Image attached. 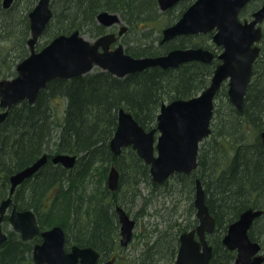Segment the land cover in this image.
<instances>
[{
  "label": "trees",
  "instance_id": "trees-1",
  "mask_svg": "<svg viewBox=\"0 0 264 264\" xmlns=\"http://www.w3.org/2000/svg\"><path fill=\"white\" fill-rule=\"evenodd\" d=\"M20 2L25 3L24 9ZM37 2L14 0L6 8L4 0H0V17L3 16L0 18V78L16 75L17 64L29 55V12ZM51 6L53 17L41 37L49 40L40 43V48L55 36L76 29L82 34H103L104 26L96 19L103 9L118 12L130 29L148 28L145 34H157L153 42H141L133 48L126 46L127 53L136 57L159 55L171 48L169 44H159L164 26L156 24L157 0H52ZM181 8L167 24L180 17ZM179 46L185 47V42ZM215 67L216 62L191 61L176 68L151 67L122 78L102 70L71 79L51 80L34 104L23 101L14 105L6 120L0 123V200L9 193L11 174L38 155H29L25 162L26 157L22 158L27 143L31 141V149L39 146L35 136L38 133L31 127L55 134L54 142L43 148L50 153L76 154V165L65 168L49 159L16 189L13 202L19 210H33L41 229L61 225L68 245L92 246L105 256L110 255L119 245L115 205L124 204L118 196L122 188L135 192L141 182L154 186L149 165L135 150L127 147L121 155L115 156L110 149L118 110L124 107L145 129H152L157 125V116L165 101L199 94L210 84ZM221 93L226 97V102H222L224 108L217 105ZM227 97V86L223 84L216 98L212 133L200 145L196 171L191 175H174L190 188V193H195L196 177L204 185L206 203L216 221L215 231L208 235L214 247L209 264H236V251L223 244L228 226L248 208L264 210V142L260 136L264 130V59L260 58L254 65L242 111ZM57 99L63 105L56 110ZM45 112H53L49 120H45ZM110 161L115 162L121 172L116 191H111L107 185ZM47 177L56 184L46 188ZM88 181L92 183L91 188ZM56 185L59 190H54ZM191 208L195 209L193 201ZM7 224L6 217L4 228ZM260 225L264 227V214L251 227V239L264 240V229ZM189 227L175 220L168 225L169 229H176L174 236L165 232L159 237H149L152 243L147 240L139 255L140 258L145 256L140 264H158L156 255L166 257L165 264H174L178 237ZM7 233L8 239L0 247V264H34L32 250L40 238L25 241L12 229Z\"/></svg>",
  "mask_w": 264,
  "mask_h": 264
},
{
  "label": "water",
  "instance_id": "water-1",
  "mask_svg": "<svg viewBox=\"0 0 264 264\" xmlns=\"http://www.w3.org/2000/svg\"><path fill=\"white\" fill-rule=\"evenodd\" d=\"M13 0H5L8 7ZM52 0H38L29 12L31 37L28 40L30 54L17 65V75L0 79V123L4 122L10 109L27 100L34 104L41 90L53 79H71L91 72L96 66L117 77L145 71L151 67L176 68L181 64L198 60L210 63L214 54L202 47L174 48L165 54L135 57L125 51L115 32L100 35L95 41L87 39L79 29L69 34H59L42 49L36 44L47 29L52 17ZM179 0H158L162 10L171 7ZM251 0H196L182 16L163 29L162 42L178 35L207 33L215 30L214 41L223 47L219 54L222 63L212 75L210 84L199 94L190 98H177L161 105L156 127L146 130L129 111H118L117 127L109 143L115 156L124 147L131 146L146 164L149 165L151 179L162 184L176 173L192 174L198 167L201 142L212 133L215 99L222 86L228 82V99L241 111L249 87L254 61L259 47L253 44L261 37V28L256 24L264 19V5L254 13L251 22L243 23L240 12ZM102 25L120 23L116 13L103 11L98 14ZM126 31L122 26L119 34ZM264 142V130L261 132ZM76 154H59L52 157L54 163L73 168ZM48 161L42 156L33 164L10 176V192L0 203V247L8 239L3 229V221L8 220L13 230L20 233L23 240L36 236L42 238L33 248L35 264H97L100 252L92 246L73 245L66 249V232L61 225L41 230L35 212L31 209L18 210L12 204V195L25 180L33 177ZM119 172L111 166L107 180L108 188H119ZM194 205L198 224L195 229L182 232L180 245L174 264H209L214 248L209 243L208 234L216 228L215 218L206 203V193L200 178L195 180ZM115 210L120 224L123 246H128L134 234L136 220L117 204ZM263 209L248 208L227 228L223 237L224 245L237 252L236 264H263L261 245L249 236L254 221ZM197 235V239H196ZM105 264L114 263L113 260Z\"/></svg>",
  "mask_w": 264,
  "mask_h": 264
},
{
  "label": "rangeland",
  "instance_id": "rangeland-1",
  "mask_svg": "<svg viewBox=\"0 0 264 264\" xmlns=\"http://www.w3.org/2000/svg\"><path fill=\"white\" fill-rule=\"evenodd\" d=\"M260 2L261 1H259V3ZM60 3L63 5V2ZM259 3L257 1L254 4V6L258 5ZM11 5L12 3L9 4V6ZM19 5H21V7L24 9L25 7L24 2H20ZM180 7L173 10L172 13H168V14H161L158 10L160 14L156 24L159 27L165 26L167 24L168 19L171 18L172 15L179 13ZM103 11H108V10L103 9L100 12ZM0 18H3V16ZM96 19L98 24L102 25L98 20V15ZM120 25L126 26V33L118 35L119 41L122 44H124L125 49L126 46L133 48L132 46H137L139 44H142L141 42H145V41L153 42L154 41L153 39H155V37L157 36V34H154L153 32L149 33L148 35L145 34V31H147L148 28L144 29L141 27L142 28L141 30L130 29L128 28L125 22L115 23L113 26H106V25H102V26H104V31H105L104 33L113 32V30H115V32L117 33L120 28ZM84 36L90 41H95L100 35L94 36L89 32V33H85ZM48 40L49 38L46 36L40 38V41H38L36 47L38 48L40 46V43L41 44L43 42L45 43ZM208 42L210 41L208 40ZM116 45L117 44L114 43L112 44V47H115ZM262 45L264 50V40L262 42ZM95 71H102V69L96 66L91 72H95ZM225 85L227 86V90H228L227 82L225 83ZM225 98L226 97L221 93L220 97L217 99V105H219L218 107L224 108L225 106L224 103L226 102ZM57 102L58 104L56 103L57 104L56 110L58 109V107H60V105H63V103L62 104L59 103L58 99ZM168 102L171 101H165V103ZM91 180L90 182H93ZM90 182L88 183V187L90 186L91 188L92 183ZM140 185H141V187L139 188V192L141 193L140 195H136V193L132 191L127 192L125 188H122L123 190H121V192L118 195L122 200H124V204H122L123 207L128 211V213L132 216V218L134 217L137 219V223L134 228V236L130 244L126 247H123L120 244V241L118 240L119 245H117L115 250L110 254L113 257L117 258V260L121 264H140V262L145 258V256H141L142 258H140L139 255L145 249L146 242L149 237H159L160 234L165 232H167V234L171 236H174L176 229H169L168 225L170 223L177 220L180 223L193 224L194 219H196V209L191 208V203L192 201L194 202V193H190V188L188 186H184V184L180 182V180H178V178H176L175 176H172L166 185L163 183V184H156V186L154 184L153 186L146 182H142ZM260 226L262 228V225ZM5 228H7L6 229L7 231H9L12 229V226L9 223L6 225ZM262 229H264V227ZM262 237H264V234ZM151 243L152 241L149 242V244ZM165 259L167 258L165 257Z\"/></svg>",
  "mask_w": 264,
  "mask_h": 264
},
{
  "label": "flooded vegetation",
  "instance_id": "flooded-vegetation-1",
  "mask_svg": "<svg viewBox=\"0 0 264 264\" xmlns=\"http://www.w3.org/2000/svg\"><path fill=\"white\" fill-rule=\"evenodd\" d=\"M196 0H179L177 2H175L171 7L167 8L166 10H163L162 13H172L173 10L177 9L178 7H180L181 9H183V11L181 12V15L180 17L182 16V14L188 9V7L190 5H192ZM258 1H261L258 5L254 6V4ZM264 5V1L263 0H251L250 2H248V4L242 9V11L240 12V20L245 23L246 21L247 22H251L255 17H254V13L260 9L262 6ZM179 8V9H180ZM179 17V18H180ZM178 18V19H179ZM177 19V20H178ZM176 20V21H177ZM175 21V22H176ZM170 24H174V22L170 23ZM170 24H166L164 27H167L169 26ZM260 27L261 28V37L260 39H258L254 44L253 46H257L259 47V54L257 56V58L255 59L254 61V65L256 63V61H258L260 58L263 60L264 59V50H263V45H262V42L264 40V19L263 21L259 22L256 24V28ZM120 28H121V25H120ZM119 28V30H120ZM164 29V28H163ZM163 29L161 31V33L159 35H161V38L159 40V44L161 45H164V44H169L171 45V48L169 50H167L165 53H167L168 51L174 49V48H185V47H192V48H199V47H202L204 49H208L210 50L213 54H214V57H213V60L210 62V63H213V62H216V66H218L219 64L222 63V60L219 59V54L223 51V47L222 46H219L215 41H214V34H215V30L213 31H210V32H207V33H191V34H183V35H178V36H175L173 38H170L168 40H166L165 42H162V38H163ZM119 30L117 32V35H119ZM113 32H115V30H113ZM126 33V31L124 32ZM206 36H210L211 39L209 37H206ZM206 38V39H205ZM210 39V42H208V40ZM185 42V47H180L179 45L181 43ZM203 62V61H202ZM207 63V62H205ZM253 71H254V66H253ZM139 156V155H138ZM141 158V157H140ZM142 159V158H141ZM49 160V159H48ZM50 160L52 161V158H50ZM144 161V160H143ZM48 162V161H47ZM46 162V163H47ZM53 162V161H52ZM45 163V164H46ZM114 164V163H112ZM152 180V179H151ZM166 182V181H165ZM3 200V199H2ZM11 205H15L14 202H12ZM117 205V204H116ZM115 205V206H116ZM9 206V207H10ZM8 212H10V208L8 210ZM115 213H116V210H115ZM117 215V213H116ZM131 216V215H130ZM6 217L8 218V215H6ZM132 217V216H131ZM134 218V217H133ZM117 219H118V216H117ZM136 220V223H137V219L134 218ZM196 222L193 223L192 225H190L189 228L187 229H184L182 230V232H185V231H190L192 229H195L197 224H198V218L196 217ZM5 221V220H4ZM119 223V221H118ZM4 224V222H3ZM182 225H186L184 223H181ZM136 226V225H135ZM119 230H120V224H119ZM181 232V233H182ZM180 233V235H181ZM180 235H179V239H180ZM67 236V235H66ZM134 236V234H133ZM37 237L40 238L39 241L37 242H41V237L38 235L36 236L34 239H36ZM22 238V237H21ZM120 238L121 236L119 237V241H120ZM33 239V240H34ZM133 239V238H132ZM196 239H197V235H196ZM209 240V239H208ZM132 241V240H131ZM35 242V244L37 243ZM180 242V241H179ZM210 243V241H209ZM121 244V242H120ZM130 244V243H129ZM211 244V243H210ZM65 245H66V249L67 250H70V248L75 245V244H71V245H68L67 244V237H66V242H65ZM78 245V244H77ZM122 245V244H121ZM212 245V244H211ZM123 246V245H122ZM123 247H126V246H123ZM98 250V249H97ZM100 252V257L98 259V262L97 264H105L107 261L109 260H113L114 263H119L121 264L117 258L113 257L112 255H104L103 252H101L100 250H98ZM78 264H81L80 262Z\"/></svg>",
  "mask_w": 264,
  "mask_h": 264
},
{
  "label": "bare ground",
  "instance_id": "bare-ground-1",
  "mask_svg": "<svg viewBox=\"0 0 264 264\" xmlns=\"http://www.w3.org/2000/svg\"><path fill=\"white\" fill-rule=\"evenodd\" d=\"M158 1V0H157ZM158 5H159V3H158ZM162 9L160 8V6H159V12L161 13V14H166V13H162ZM109 13H116V14H118L119 16H120V14L118 13V12H112V11H108ZM159 13V14H160ZM121 18V17H120ZM123 109H125L124 107H122ZM121 109V108H120ZM126 111H129V110H127V109H125ZM130 112V111H129ZM52 113L53 112H45V115H44V118H45V120H49L48 119V116H52ZM131 113V112H130ZM47 123H48V121H46ZM46 127V126H45ZM31 129H33V131H36V133H38L37 135H35L36 137H38V140H39V146H37V147H34V148H30V142L29 143H27V147L23 150V153H22V158L24 157H26L25 158V160H24V162L27 160V157H29V155H30V157L31 156H33V155H36V154H38L36 157H34L33 158V160L30 162V161H28L27 163H26V165H24V166H22L21 167V169H23V168H25V167H28L29 165H31V164H33L35 161H37L38 159H40L42 156H44V155H47V158L48 159H50V157L52 158V157H54V156H56V155H59V154H65L66 152H55V153H50L47 149L45 150L43 147H44V145H46V144H52L53 142H54V140L56 139V135L55 134H49V133H46V132H41L40 130H35L34 128H32L31 127ZM42 133V134H41ZM39 134H41V135H39ZM112 139V138H111ZM111 139H110V141H111ZM110 141H109V143H110ZM43 149V150H42ZM1 150V149H0ZM2 158V157H1ZM54 163V162H53ZM112 163H114V164H112ZM55 164H59V165H62L61 164V162H58V163H55ZM45 165V164H44ZM109 165H110V169H111V166H114L117 170H118V172H119V175H120V177H119V186H120V179H121V172H120V169H119V167L117 166V165H115V162H109ZM63 166V165H62ZM21 169H19V170H21ZM19 170H17V171H19ZM109 173H110V170H109V172H108V176H109ZM126 175H127V173H126ZM108 176H107V180H108ZM46 179H48L47 181H45V186H46V188L47 187H49V186H54V184H56V182H53V179L51 178V177H47ZM142 183V182H141ZM140 183V184H141ZM43 184V185H44ZM139 184V186H138V188H136V190H135V193L137 194V195H140L141 193L139 192V188L141 187V185ZM156 185V184H155ZM53 188V187H52ZM60 189V187H59V185H56V187L54 188V190H59ZM2 202V199L0 200V203ZM264 211V210H263ZM264 214V212L260 215V216H262ZM259 216V217H260ZM259 217H257V219L259 218ZM195 220V219H194ZM189 224V223H188ZM59 225V224H58ZM187 225V224H186ZM189 225H192V224H189ZM3 229H4V231L5 232H7L6 231V229L4 228V224H3ZM121 236V232H120V230H119V237ZM264 239V238H263ZM151 240H149L148 241V243L150 242ZM257 242L258 243H260V245H261V254H263L264 255V240L263 241H261V240H257ZM156 257V260H157V262H158V264L159 263H162V264H164V263H166V260H165V258L163 257V256H161V255H156L155 256Z\"/></svg>",
  "mask_w": 264,
  "mask_h": 264
}]
</instances>
